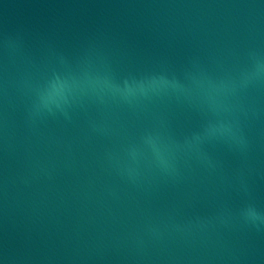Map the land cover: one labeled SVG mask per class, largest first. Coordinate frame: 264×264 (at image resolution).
Instances as JSON below:
<instances>
[{"label":"water","instance_id":"water-1","mask_svg":"<svg viewBox=\"0 0 264 264\" xmlns=\"http://www.w3.org/2000/svg\"><path fill=\"white\" fill-rule=\"evenodd\" d=\"M264 0H0V264H264Z\"/></svg>","mask_w":264,"mask_h":264},{"label":"clouds","instance_id":"clouds-1","mask_svg":"<svg viewBox=\"0 0 264 264\" xmlns=\"http://www.w3.org/2000/svg\"><path fill=\"white\" fill-rule=\"evenodd\" d=\"M260 225H264V220H262L261 223H256L257 227H259Z\"/></svg>","mask_w":264,"mask_h":264}]
</instances>
